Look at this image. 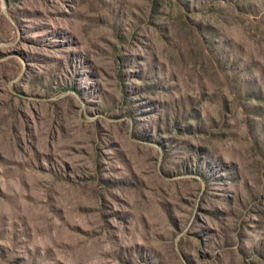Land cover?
Returning a JSON list of instances; mask_svg holds the SVG:
<instances>
[{
	"label": "rangeland",
	"instance_id": "rangeland-1",
	"mask_svg": "<svg viewBox=\"0 0 264 264\" xmlns=\"http://www.w3.org/2000/svg\"><path fill=\"white\" fill-rule=\"evenodd\" d=\"M0 264H264V0H0Z\"/></svg>",
	"mask_w": 264,
	"mask_h": 264
}]
</instances>
